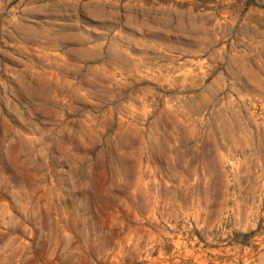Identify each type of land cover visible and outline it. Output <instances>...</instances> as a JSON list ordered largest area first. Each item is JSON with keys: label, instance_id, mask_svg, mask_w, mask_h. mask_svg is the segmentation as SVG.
I'll list each match as a JSON object with an SVG mask.
<instances>
[{"label": "rangeland", "instance_id": "1", "mask_svg": "<svg viewBox=\"0 0 264 264\" xmlns=\"http://www.w3.org/2000/svg\"><path fill=\"white\" fill-rule=\"evenodd\" d=\"M0 264H264V0H0Z\"/></svg>", "mask_w": 264, "mask_h": 264}]
</instances>
